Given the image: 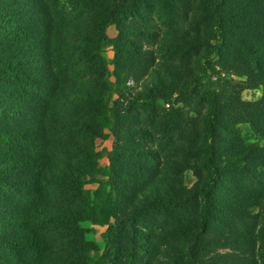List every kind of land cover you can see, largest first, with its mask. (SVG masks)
Listing matches in <instances>:
<instances>
[{"label": "trees", "instance_id": "trees-1", "mask_svg": "<svg viewBox=\"0 0 264 264\" xmlns=\"http://www.w3.org/2000/svg\"><path fill=\"white\" fill-rule=\"evenodd\" d=\"M254 1L198 0L194 20L209 27L206 37L213 51L221 52L229 37L245 47L251 59L250 73L264 87V35L248 42L251 38L234 32L251 24L253 10L251 16H244L249 15L246 5ZM161 2L157 11L169 18L180 0ZM67 4L83 11L78 26L71 22ZM148 4L149 0H0V264H92L95 246L82 236L80 224L84 221L108 225L107 264L139 263L138 255L148 251L152 235L141 241L138 225L151 221L155 214L170 216L181 208L183 198L171 184L143 194L134 205L123 206L119 201L114 205L108 198L106 206L95 203L94 209L85 188L97 169L94 141L101 137L99 128L110 117L108 101L113 84L103 49L112 46L116 67H121L125 45L136 47L125 34L132 30L122 25L123 20L129 15H145ZM260 8L264 11V0ZM263 21L264 14H260L258 28H264ZM111 24L118 29L114 38L106 33ZM132 32L147 33L146 29ZM76 36L81 41L74 45ZM73 51L84 62L83 72L76 73L67 58ZM209 67V59H205L202 73ZM128 69L132 68L126 66L125 71ZM116 77L120 78L117 72ZM157 79L145 82L131 103L152 106L160 99L167 100L164 83L160 76ZM194 80L200 82L201 76ZM189 93L211 104L206 128L209 138L202 147L201 161L208 176L198 189L199 230L196 245L187 249L189 260L184 251L179 258L176 246L169 245L172 258L161 264H199L202 236L212 223H226L228 216L235 214L247 225L251 221L252 226L243 232L247 236L255 231L258 235L256 226L263 220L262 246L257 249V245L254 256L255 264H264V145H259L264 140V123L252 124L259 143L237 148L231 140L235 132L217 118L230 96L200 90L196 85ZM224 132L228 133L225 146L230 144L229 154L219 151ZM141 153L144 151L117 143L110 154V169L117 174L121 167L139 168L123 157ZM225 170L235 179L224 175ZM224 177L232 198L220 206L215 217L213 193ZM126 226L130 232L122 240L119 231ZM174 228V224L166 228L163 236L174 234Z\"/></svg>", "mask_w": 264, "mask_h": 264}, {"label": "rangeland", "instance_id": "rangeland-1", "mask_svg": "<svg viewBox=\"0 0 264 264\" xmlns=\"http://www.w3.org/2000/svg\"><path fill=\"white\" fill-rule=\"evenodd\" d=\"M161 1L151 0L150 5L149 0L145 15H129L123 20L122 25L128 30L146 29L147 33H125L129 39L134 40L136 47L125 45L122 56L124 64L121 67H116L113 47L103 49L102 54L110 71L109 81L113 84L108 101L110 117L99 128L103 134L94 141L98 157L94 165L97 169L93 181L85 185L92 209L95 203L99 205L101 202L106 206L108 198L114 205L118 201L123 206L134 205L143 194L168 184L175 186L180 192L183 203L176 214H155L151 221L138 225L140 240L152 235V245L147 252L139 253V263L133 264L163 263L166 258H172L169 245L176 246L180 253L177 255L179 258L184 251L188 261L187 249H193L196 245L194 238L199 230L201 209L198 189L208 176V170L201 165V161L204 156L202 147L209 138L206 128L211 104L189 93L193 85L200 90H212L216 94L230 96V100L224 101L220 107L217 118L222 125L228 124L233 134L235 132L231 136V140L236 142L235 147L259 143L252 124L264 123V100L261 102L264 87L250 73L251 59L245 47L229 37V44L221 52L213 51L206 37L209 27H202L194 20L199 8L198 0H180L178 8L169 18L161 16L157 11ZM260 1L262 0L246 5L249 15L244 18L251 16L253 10L251 24L245 29H234L237 35L251 38L248 42H254L255 38L264 35V28L256 25L260 14H264ZM69 4L66 6L67 14L71 22L78 26L83 11L79 9L80 6L72 8ZM106 33L111 38L116 37L117 26L108 25ZM80 41L79 36L73 37L72 44L76 45ZM72 53L67 58L73 63V70L76 73L83 72L84 62L76 56L75 51ZM205 59H209L211 67L206 73H202ZM126 66L132 69L125 71ZM116 72L120 78L116 77ZM159 76L164 83L165 92L169 95L167 100L160 99L152 106L131 103L134 94L143 88L145 82L153 79L158 82ZM196 76H201L200 82H195ZM223 134L224 139L226 136L228 138V133ZM224 139L219 145V151L229 154L231 147L229 143L225 146L227 140ZM117 143L144 151L141 154H124L123 157L138 164L139 168L121 167L117 174L114 168L110 169V154ZM259 145L263 146L264 140ZM226 174L227 170L224 172ZM227 176L235 179L231 174ZM224 182L226 177L219 182L213 193L216 203L213 211L215 217L220 206H224V202L232 198ZM113 221L112 218L111 222ZM262 223L263 220L257 223L258 235L255 231L248 236L243 232L252 223L250 221L249 225L245 224L238 214L228 216L226 223H212L209 232L199 241V264H255V248L257 245V249L262 246ZM173 224L174 234L163 236L166 228L170 229ZM80 226L83 238L93 242L95 246L92 264H107L104 259L107 258L105 238L108 225L84 221ZM129 232L130 227L126 226L119 231L120 238L125 240Z\"/></svg>", "mask_w": 264, "mask_h": 264}]
</instances>
